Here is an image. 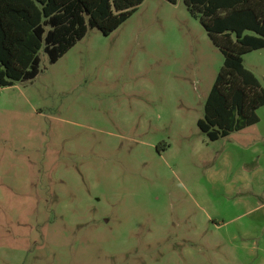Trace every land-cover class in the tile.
Masks as SVG:
<instances>
[{"label":"rangeland","instance_id":"rangeland-1","mask_svg":"<svg viewBox=\"0 0 264 264\" xmlns=\"http://www.w3.org/2000/svg\"><path fill=\"white\" fill-rule=\"evenodd\" d=\"M41 61L0 88V264H264V107L199 129L225 58L183 0Z\"/></svg>","mask_w":264,"mask_h":264},{"label":"trees","instance_id":"trees-1","mask_svg":"<svg viewBox=\"0 0 264 264\" xmlns=\"http://www.w3.org/2000/svg\"><path fill=\"white\" fill-rule=\"evenodd\" d=\"M145 1L0 0V88L35 80L41 52L55 65L90 29L111 35ZM183 1L225 58L198 122L216 142L261 121L264 87L245 67L244 55L264 49V0Z\"/></svg>","mask_w":264,"mask_h":264}]
</instances>
